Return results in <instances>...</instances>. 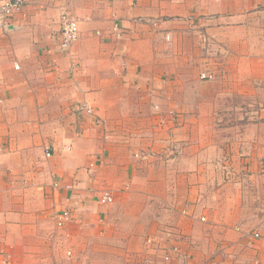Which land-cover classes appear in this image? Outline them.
Wrapping results in <instances>:
<instances>
[{
	"label": "crops",
	"instance_id": "obj_1",
	"mask_svg": "<svg viewBox=\"0 0 264 264\" xmlns=\"http://www.w3.org/2000/svg\"><path fill=\"white\" fill-rule=\"evenodd\" d=\"M235 97L264 100V0H25L0 27V264H63L108 230L154 264L144 237L162 225L180 233L153 241L161 257L177 243L170 264H264V109L231 126V172L205 139L202 116L234 114L216 101Z\"/></svg>",
	"mask_w": 264,
	"mask_h": 264
},
{
	"label": "rangeland",
	"instance_id": "obj_2",
	"mask_svg": "<svg viewBox=\"0 0 264 264\" xmlns=\"http://www.w3.org/2000/svg\"><path fill=\"white\" fill-rule=\"evenodd\" d=\"M199 77H200V72H199ZM205 80V79H204ZM258 102V97L256 98H251L250 100H246L242 97H235L233 99L230 100H226L224 99H220V101H216V103H218L221 106H225V104H229L232 105V107L234 106V114H226L225 112H223L222 114H215V115H209V116H202L203 121L206 124V131H205V139L206 142H213L214 145H216L218 148L217 150L220 152L218 157L219 161L221 162L222 167L225 170H229V172L232 171V158H235V153L231 151V145H230V140L228 141V136L232 135L233 130L236 133H240L237 129H232L231 126L236 124L237 126H239V130L241 129V124L242 122H250L251 120H253V117L257 116V113L255 114H247L246 113V107L248 106V104L250 103L251 105H254L255 107H257L258 109H264V100L260 99V103ZM250 105V106H251ZM230 113L232 112V110H229ZM245 113V114H243ZM175 117H179L176 116V114H174ZM198 118V116L196 117ZM250 119V120H249ZM179 123V121L177 120V124ZM167 125V126H166ZM235 126V125H234ZM161 128H167L166 130H169V126L168 123L167 124H163L162 126H159ZM172 135V134H171ZM170 142H174V140H172ZM169 142V143H170ZM146 150H140L139 152H143ZM140 156H142V153H138ZM237 158L239 159H245L247 158V154L243 151L238 152V154H236ZM223 158L225 160V163L223 162ZM140 159H144V158H140ZM233 172H235V170H233ZM232 175V174H231ZM103 205H109V204H103ZM114 208H112V211H110L111 213H113ZM116 214V218L118 217V211L115 212ZM127 216L125 215V218ZM115 219V217L112 215L111 217L109 216L107 218V220H111ZM176 227L172 226V225H168V227H166L165 225H162L161 227L156 229L157 233H151L148 237L145 236L144 237V243L145 241L147 242L146 244L148 245V249L152 250L151 252H149V255H153L154 257H156V259L154 260V264H159L158 262H160V264H163L162 262V257L161 254L158 253V251L156 249H158L157 247H154L152 242H150L149 240L154 241L155 237H157L160 242H158L157 244L162 245L163 244H172V241L176 238L177 235H180V233H178L176 231ZM159 230V231H157ZM147 232V231H146ZM91 239H88L90 242L87 246L82 247L81 249V244L80 242L77 245H74V248H69V250H71L72 252V258L69 259L66 257V259L64 260V263H70V264H129V260H131L134 264H147V262H151V257L147 258L145 257V255H142L140 257V260L138 261L137 258H135L136 254H132L129 255V257H127L129 251L134 252V251H139L136 247L137 245L135 244V247L132 246H127L128 241L125 240L124 238L120 239V237H118L115 233L111 232V230L107 231L106 235H103V238H98L96 236H91L89 237ZM164 241V243L162 244V242ZM86 242V241H85ZM134 244V243H133ZM151 244V245H150ZM177 244V243H176ZM80 250H78V249ZM68 253V252H67ZM88 253L91 257V261L90 258H86V254ZM99 254V255H98ZM123 254H124V258H123ZM142 254V253H140ZM105 258H104V256ZM134 256V257H133Z\"/></svg>",
	"mask_w": 264,
	"mask_h": 264
},
{
	"label": "built area",
	"instance_id": "obj_3",
	"mask_svg": "<svg viewBox=\"0 0 264 264\" xmlns=\"http://www.w3.org/2000/svg\"><path fill=\"white\" fill-rule=\"evenodd\" d=\"M25 4V0H0V27L7 28L9 25V20L18 12H20ZM79 35V25L76 18L73 16L64 13L61 16V41L60 46L63 49H67L71 46L73 42H75L78 39ZM201 79H214L215 75L212 71L204 70L200 73ZM78 111L81 113L92 117L95 120L97 119V114L95 112V108L90 105L89 103H82L79 106H77ZM155 125L156 126H162L163 124H172V128H175L177 126V117H175L173 114H161L160 108L156 106V114H155ZM167 126V125H166ZM170 128V127H169ZM47 156H50L52 153L50 150H46ZM141 155L146 156L145 153H142ZM223 162L225 163V160L223 158ZM68 188H72V184L67 185ZM114 194L108 189H105L101 192V194L98 196V201L101 204H111L114 201ZM72 220V213L69 209H60L55 214V222L59 227H63L67 222ZM202 220H205L204 217H202ZM255 236H259V233H255ZM150 242L153 241L149 240ZM167 251L162 256V261L165 263H172L173 254L180 255V248L178 245L174 244L168 247H165ZM71 250L68 251V255H71Z\"/></svg>",
	"mask_w": 264,
	"mask_h": 264
}]
</instances>
